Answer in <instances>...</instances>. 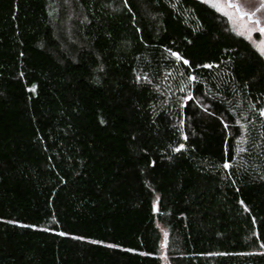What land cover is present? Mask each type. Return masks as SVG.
Segmentation results:
<instances>
[{"label": "trees", "instance_id": "1", "mask_svg": "<svg viewBox=\"0 0 264 264\" xmlns=\"http://www.w3.org/2000/svg\"><path fill=\"white\" fill-rule=\"evenodd\" d=\"M262 110L201 0H0V264H264Z\"/></svg>", "mask_w": 264, "mask_h": 264}, {"label": "rangeland", "instance_id": "2", "mask_svg": "<svg viewBox=\"0 0 264 264\" xmlns=\"http://www.w3.org/2000/svg\"><path fill=\"white\" fill-rule=\"evenodd\" d=\"M201 1L207 3L209 6L213 2V0H201ZM236 2H238L242 6L243 10H245L248 13L253 14L252 20L260 21L259 27H264V3L262 0H236ZM217 12L223 15L220 11H217ZM225 17L227 18L231 27L236 33L241 23L245 24L248 29H252L250 32H245V34L241 36L248 39L253 45V47L261 54V50L264 49V33H261L257 29V25L249 22L248 17H245L243 21H240L235 16H233L232 20H230L228 16H225ZM262 57L264 58V55H262ZM161 257H162L163 264H168L165 255H161Z\"/></svg>", "mask_w": 264, "mask_h": 264}, {"label": "snow or ice", "instance_id": "3", "mask_svg": "<svg viewBox=\"0 0 264 264\" xmlns=\"http://www.w3.org/2000/svg\"><path fill=\"white\" fill-rule=\"evenodd\" d=\"M210 6L215 8L217 11H220L223 15L228 16L230 20L233 19V16H235L240 21H243L245 17H248L249 22L256 24L257 29L261 33H264V27H259L260 21L252 20L253 14L248 13L245 10H243L242 6L238 2H236V0H213ZM251 30L252 29H248L245 24L241 23L239 25V28L237 29V34L244 35L245 32H250ZM173 55H176V54L173 53ZM261 55H264V49L261 50ZM184 63L187 64L188 61L185 60ZM137 79H139V77ZM261 115H264V110L261 111ZM181 147L183 146L181 145ZM176 151H179V149H176ZM223 167L228 168L229 164L225 162ZM61 235H63V233H61Z\"/></svg>", "mask_w": 264, "mask_h": 264}, {"label": "water", "instance_id": "4", "mask_svg": "<svg viewBox=\"0 0 264 264\" xmlns=\"http://www.w3.org/2000/svg\"><path fill=\"white\" fill-rule=\"evenodd\" d=\"M263 1V3H264V0H262Z\"/></svg>", "mask_w": 264, "mask_h": 264}]
</instances>
